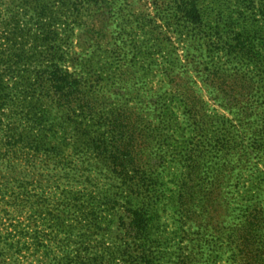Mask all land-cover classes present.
Wrapping results in <instances>:
<instances>
[{
    "label": "rangeland",
    "instance_id": "1",
    "mask_svg": "<svg viewBox=\"0 0 264 264\" xmlns=\"http://www.w3.org/2000/svg\"><path fill=\"white\" fill-rule=\"evenodd\" d=\"M42 3L48 10L43 17L36 13L35 0H0V75L11 91V105L0 110V264H80L79 257L90 264L129 263L105 249L124 245L122 218L130 223L127 211L140 200L125 193L122 203L106 205V197L115 200L121 193L116 189L120 179L107 169V154L87 151L80 133L85 123L88 130L94 127L83 118L86 111L78 104L60 106L58 96L43 90L54 61L78 82L81 99L93 107L90 116L119 117L122 129L135 137V159L147 166L141 178L153 188L142 200L151 209L148 264L253 263L236 258V245L229 239L244 224L247 205H257L264 217V152H252L248 140L256 130L251 125L264 120L231 112L204 84L200 70L213 63L227 67V56L210 55V46L179 20L171 0ZM197 5L207 22L222 7L221 0H197ZM222 12L227 15L228 10ZM29 102L36 109L30 110ZM32 113L43 117L41 126L29 122ZM74 117L84 121L82 128ZM44 128L66 136L63 158L76 165L72 174L90 176L98 185L80 186L83 194H95L96 220L84 217L86 209L64 207L55 189L33 190L34 181L49 174L27 163L38 158L40 165L45 158L43 151L37 156L31 148ZM226 131L245 146L219 152L214 146ZM48 163L54 166L55 161ZM109 174L115 186L106 180ZM217 177L222 184L212 201L195 193L182 206L181 185L189 178L196 186H211ZM26 185L34 196L28 206L22 201L27 197L18 195ZM260 228L264 234V226Z\"/></svg>",
    "mask_w": 264,
    "mask_h": 264
},
{
    "label": "trees",
    "instance_id": "2",
    "mask_svg": "<svg viewBox=\"0 0 264 264\" xmlns=\"http://www.w3.org/2000/svg\"><path fill=\"white\" fill-rule=\"evenodd\" d=\"M35 1L39 6L36 13L43 17V15L48 13V10L42 3L43 0ZM165 1L163 0V2ZM171 1H174L177 6L176 11L179 20H182L186 27L191 28V31L196 30L195 35L200 36L204 43L210 46V55L216 56L224 53L228 58L227 67L213 63L200 70L204 76H202L204 84L209 83L211 85L214 89L213 91L218 93L222 100L226 101L225 105L231 112H236L237 115L246 118L259 115L264 120V24L262 21L264 19V0H221L222 7L218 14L219 16L209 22L204 19L203 14L199 10L197 0ZM227 10V15H224L222 11L226 12ZM207 29L210 34H207ZM16 57L21 59V55ZM55 59L56 56L53 61ZM57 64L58 62L54 61L52 69L47 71L48 84L44 85L43 90L48 96L51 94L58 96L57 101L60 106H64L67 103H71L74 106L78 104L82 110L86 111L83 118L87 119L88 117V121L93 123V130H88L87 123H85L86 128L84 130L82 128L83 120L82 122L79 121L78 117L71 118L73 123H76L84 131L83 133L81 130L78 132H81V137H84L87 141V151L93 149L94 151L97 150L98 153L100 152V154H107L109 158L106 165L107 169H110L113 176L120 179V185H117L116 189L121 190V193H117L115 200L106 197V205L113 204L116 206L121 202V197L123 199L126 198L122 196L125 193L140 200L139 203L137 202L136 208H129L127 211L130 214V223L125 224L124 217L122 218V224L126 225L124 228L126 230L124 245L122 244L118 249L111 252L109 249H105V252L108 251L107 254L114 256L113 258L118 255L126 262H129L128 264H148L151 251L147 246L148 240L146 237L152 221L151 209L146 208L142 200L145 196H148V191L153 188L147 180H142L141 178V174L146 172L147 166L141 158L135 159L137 150L134 144L135 140H133L135 137H132L133 133L128 135V132L122 129L123 123L119 117L100 118L97 120L90 116L93 107H91L90 103L81 99L78 82ZM9 90V86L6 85L0 75V110L11 105L9 100H7V96L11 92ZM24 101L26 103V98ZM35 106L30 104V110L36 109ZM29 116V122L34 121L40 126L43 124L42 116L36 113L29 114ZM103 122H105V130L101 128ZM260 124L263 130H259ZM130 126L131 121L128 119L127 127L129 128ZM252 126H256V130L251 131L252 135L248 139L250 140L249 148L252 152L262 153L264 152V121L261 123L260 121L256 122ZM232 132L226 131L225 135L222 134V137L216 141V146H214L223 155L229 153L235 146H245L244 140L240 137L232 136ZM52 142L55 144L49 146ZM32 143L31 148L35 155L39 156L43 151L45 158L40 163L46 165H38V158L35 160L30 159L27 162L29 168H39L49 173L46 174L45 179L34 181L33 190L39 188L43 190L55 189L59 192L57 194L62 197L61 201L64 207L70 210L86 209L83 212L84 217L89 220H96L98 217L94 208L96 204L94 202L96 199L95 194L94 192L83 194L80 192L82 189L80 186H85L87 182L90 187L95 189L98 188V185L95 184L90 176L77 175V171L72 174L71 166L73 165L76 168V165L66 162V159L63 158L68 148L66 136L59 134L53 129L45 130L44 128L41 133L35 135ZM7 152H10V148L7 149ZM243 155H246V153L244 152ZM5 157H8L6 164L11 166L9 156L6 155ZM61 157L63 161L57 162V159ZM0 159H2V156ZM45 160H48V162L55 161L54 166H51ZM89 166L87 165V167ZM45 168L47 169L45 170ZM106 180L110 184L111 180L114 181V178L109 174ZM113 183L111 185L115 186ZM214 183H217L218 187ZM220 183V177H217L211 183V186H207L206 183L196 186L192 183V179L189 178L181 185L182 206L188 205L186 199L193 198L195 193H201L207 196L208 201H212L215 191L220 188ZM213 186H215L214 192H212ZM24 190L26 191L24 194L18 195L27 197L26 200H22L24 205H31L30 198L34 196H31V193L28 192L27 185ZM6 195L4 194L3 196L5 197ZM90 206L92 210H89ZM245 209L248 212V214H245L246 220L243 221L244 224L240 229L234 230L229 241L236 245V258L241 260L248 259L253 262H249L250 264H264V234L263 232L260 234L262 230L260 227L264 226V217H260L263 214V210L261 208L259 210L257 205L251 204L247 205ZM256 209L259 212L255 213ZM258 241H261L262 245H258ZM78 259H81L80 264H90L85 259L82 260L80 257Z\"/></svg>",
    "mask_w": 264,
    "mask_h": 264
}]
</instances>
